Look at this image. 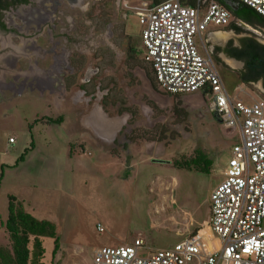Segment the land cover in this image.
Returning <instances> with one entry per match:
<instances>
[{
    "label": "rangeland",
    "instance_id": "obj_1",
    "mask_svg": "<svg viewBox=\"0 0 264 264\" xmlns=\"http://www.w3.org/2000/svg\"><path fill=\"white\" fill-rule=\"evenodd\" d=\"M113 1L111 7L99 6L96 12L103 15L107 11L114 24L115 36L109 42L119 52L117 59L106 43L102 25L92 30V37L81 38L80 43L89 50L96 43L97 55L102 56L100 67L107 68L103 72L106 78L112 77L109 97L116 100L118 108L127 107V116L118 117L124 118L121 128L126 124V130L118 131L120 141L126 137V150L115 139L111 143L103 142L81 126L68 98L70 90L64 100H54V95L63 90L60 84L50 87L54 95L39 86H18L16 91L9 88L0 93V244L6 243L1 223L7 213V195L28 191L41 204L38 205L41 212L47 213L48 220L55 223L59 242L52 257L53 239L42 238V264H93L95 248L118 246L134 237L143 240L140 254L146 255L154 249L171 246L195 229L219 244L208 225V198L211 188L221 178L238 133L207 110L209 94L200 97L198 91L180 93L181 97L190 96L187 101L170 97L153 81L148 64L132 56L122 57L126 40L139 41L142 27L138 16L128 10L125 32L130 39L122 34L120 12L114 8ZM125 1L134 4L138 0ZM77 12L70 10L68 14L79 20ZM66 13L65 9L62 15L53 12L52 41L58 52L61 46L71 49V62L77 58L76 70H69L73 72L70 78L74 82L82 73L84 60L78 58L75 50L72 52V40L65 42L58 34L60 27H67ZM247 25L249 28L240 26V31L225 27L221 30L227 36L214 37L207 45L225 88L243 100L248 99L244 92L251 95L250 89L256 91L261 83L245 79L244 60L233 57V53L243 46L247 37L264 45V25ZM89 27V24L83 27V35L88 34ZM47 41L45 33L44 39L39 40L40 46ZM108 62L110 67L106 66ZM58 116L62 122L50 121ZM87 122L91 127L96 126L92 116L87 117ZM165 128L168 132L163 133ZM30 143L32 148L26 152L25 161L14 167L15 160ZM144 149L152 156L147 157L149 160H143L147 155ZM117 150L122 152L118 158L114 156ZM128 150L134 152L132 160L131 155H125ZM197 150L212 160L209 173L176 166L177 162L192 158ZM157 156L168 161V165L152 163L151 159ZM128 163L134 166L128 168Z\"/></svg>",
    "mask_w": 264,
    "mask_h": 264
},
{
    "label": "built area",
    "instance_id": "obj_2",
    "mask_svg": "<svg viewBox=\"0 0 264 264\" xmlns=\"http://www.w3.org/2000/svg\"><path fill=\"white\" fill-rule=\"evenodd\" d=\"M264 17V0H237ZM121 6L141 24L142 58L157 86L168 93L201 91L210 95L207 110L238 139L209 193L208 225L217 236L215 248H205L196 231L171 246L146 255L141 238L129 244L95 248L93 264H264V97L245 93L243 100L225 88L212 52L201 42L208 27L226 26L230 11L216 0H138ZM9 142L12 138H8ZM99 229V227H97Z\"/></svg>",
    "mask_w": 264,
    "mask_h": 264
},
{
    "label": "flooded vegetation",
    "instance_id": "obj_3",
    "mask_svg": "<svg viewBox=\"0 0 264 264\" xmlns=\"http://www.w3.org/2000/svg\"><path fill=\"white\" fill-rule=\"evenodd\" d=\"M98 1L91 4L88 0H0V93L3 89L9 88H11L9 90L16 91L18 86H39L49 89L53 94L50 87L60 84L63 90L58 96L53 94L54 100H64L67 91L70 90L68 98L75 107L73 112L78 115V122L94 136L95 129H92L93 127L87 122V117L92 116L95 125L103 130L100 136L106 138L103 133L108 127L112 128L119 116H127L128 113H126L127 107L118 108L115 104L116 100L109 97L113 86L112 77L106 78L103 72L107 68L100 67L102 56L97 55L96 43L92 42L94 46L90 50L83 48V44L80 43L81 38L92 37V30L100 29L102 25L106 43L117 59L119 52L116 46L111 41L109 42V38L115 36L114 24L109 19L107 11H103V15L96 12L99 6L104 9L111 7L112 0ZM112 4L116 11L120 12L122 34L130 39L125 32L126 11L128 10L121 6V0H114ZM64 9L67 11L64 14L67 27L66 29L63 26L60 27L58 34L65 42L71 39L74 48L72 52L75 50L78 58L84 60L82 61V73L74 82L71 81L70 74L76 70L77 58L76 60L73 58L71 62L69 58L71 49L61 46L58 47V52L52 41L54 27L51 22L52 14L59 12L62 15ZM70 10H77V13H80L79 20H75L68 14ZM87 24L90 25L89 32L83 35L82 29ZM44 30H46L48 41L41 47L39 40L44 39ZM71 30H74L72 34H70ZM247 38L259 43L251 37ZM248 39L245 41V47L251 43ZM132 43L131 39L126 40V50L123 52L125 55L122 57L132 56L137 60H143L140 39L135 42L132 40ZM109 63L106 64L107 67H110ZM103 79H107V83H103ZM257 80L264 89V79L258 78L255 81ZM198 93L201 94V91ZM124 129L126 130V124L121 128V130ZM164 132L168 130L165 128ZM119 133L117 132L114 138L115 142L122 144V148L126 150V137L123 136V140L120 141Z\"/></svg>",
    "mask_w": 264,
    "mask_h": 264
},
{
    "label": "trees",
    "instance_id": "obj_4",
    "mask_svg": "<svg viewBox=\"0 0 264 264\" xmlns=\"http://www.w3.org/2000/svg\"><path fill=\"white\" fill-rule=\"evenodd\" d=\"M151 3H157L163 0H148ZM218 3L224 5L231 14L233 20L242 21L250 25H264V17L258 14L251 7L238 1V8L236 10L230 9L224 4L223 0H216ZM237 1V0H230ZM183 3L190 5L194 4V0H182ZM203 4V0H200ZM235 31H240V26L234 21L229 24ZM244 38L243 46L234 51V57L243 59L247 68L246 80L255 81L258 78L264 79V45L251 41L245 47ZM153 81L155 78L151 68ZM250 75V76H249ZM156 83V82H155ZM51 122H62L61 116L56 119H50ZM71 145V144H70ZM30 146L25 148L24 151L17 157L15 163L23 161L24 156ZM73 146H69V154H71ZM212 160L200 150H197L192 158L187 161L177 162L178 168L194 169L198 172L209 173V168ZM3 167V166H2ZM2 176V168L0 170V181ZM7 237V244H0V264H42L40 260L43 257L44 248L42 246V238L49 237L53 239V249L51 251L52 257L59 248L58 237L56 234L55 223L44 218H37L28 212L13 194L7 195V213L6 217L1 223ZM30 244V246H29Z\"/></svg>",
    "mask_w": 264,
    "mask_h": 264
},
{
    "label": "crops",
    "instance_id": "obj_5",
    "mask_svg": "<svg viewBox=\"0 0 264 264\" xmlns=\"http://www.w3.org/2000/svg\"><path fill=\"white\" fill-rule=\"evenodd\" d=\"M236 22L237 24H239V26H241V22L242 21H236V20H233V18L231 17V22ZM230 22V23H231ZM229 23V24H230ZM242 23H245V22H242ZM229 24L228 25H226V26H222L221 28L220 27H208V29L205 31V33H203L202 35H201V42H204V40H206L207 42H205V46L206 45H208V42L209 41H211V40H213L214 39V33H216V32H218V31H222L221 29H223V28H225V27H228L229 26ZM246 24V23H245ZM231 29H233L232 27H231ZM234 30V29H233ZM222 32H224V31H222ZM226 33V32H225ZM234 57V56H233ZM238 59V58H237ZM245 82H246V80H245ZM253 82V81H252ZM157 85V84H156ZM159 88V87H158ZM160 89V88H159ZM161 90V89H160ZM163 91V90H162ZM250 91H251V95L253 96V97H264V89L262 88V86H260V87H258L257 89H256V91L255 90H251L250 89ZM255 93V95H253L252 93ZM168 95H170V97H174V96H176V97H179V99H183V100H185V101H187V98L188 97H190V96H179V94L180 93H168V92H166ZM181 94H185V93H181ZM260 94V95H259ZM202 95H200V97H201ZM204 97V96H203ZM202 102V101H201ZM200 102V103H201ZM195 105H199V102H195ZM10 138V137H9ZM144 152H145V154H147L144 158H143V160H145V159H147V160H149V158H147V157H152L151 155H150V152H148V150H145L144 149ZM120 153H122L120 150H117L116 151V153L114 154V156H116L117 158L119 157V155H120ZM27 154V153H26ZM134 154V152L132 151V150H128V153L126 154L125 153V155L127 156V155H131L130 157H131V160H132V158H134L133 155ZM144 154V155H145ZM133 155V156H132ZM161 155V154H160ZM25 159H26V155H25V157H24V159H23V161L22 162H20V163H23L24 161H25ZM142 159V158H141ZM153 159H161L160 158V156H157V158H153ZM142 160V161H143ZM146 160V161H147ZM161 160H163V159H161ZM151 162L152 163H159V162H155V161H153L152 159H151ZM160 163H165V164H167L168 165V161H164V162H160ZM18 164H16L14 167H16ZM9 166H11L12 167V165H9ZM132 166H134V163H128L127 164V167L128 168H132ZM156 177H160L161 175H159V174H156L155 175ZM221 178H222V175H221ZM221 178H220V180H221ZM219 180V181H220ZM218 181V182H219ZM217 182V183H218ZM216 183V184H217ZM216 184H214L213 185V187L216 185ZM212 187V188H213ZM211 188V189H212ZM14 195V194H13ZM19 201H21L22 202V204H23V206L25 207V209L28 211V212H30L32 215H34L35 217H37V218H39V219H41V218H44V219H48V217H47V213H45V212H41V210H40V207L38 206V205H41L40 203H38L37 201H36V199L35 198H33L32 197V195L30 194V192H24L22 195H18V194H15L14 195ZM166 198V197H165ZM164 198V199H165ZM165 200H163V202H164ZM208 204H209V202H208ZM160 205H162V204H160ZM208 212H209V205H208ZM209 215V214H208ZM6 217V216H5ZM4 217V218H5ZM53 222V221H52ZM1 227V226H0ZM197 231V229H195L193 232H196ZM192 232V233H193ZM200 232V231H199ZM202 234V233H201ZM203 235V234H202ZM135 238H139V237H134L133 239H132V241L135 239ZM3 239L4 240H6V243H7V237H6V233L4 232V236H3ZM131 240H129V241H124L122 244H129V243H131L132 242ZM202 242H203V245H204V247L205 248H215V247H217L218 245L214 242V241H211V240H209V238L208 237H206V235H203V239H202ZM5 243V244H6ZM121 245V244H120ZM54 257V256H53Z\"/></svg>",
    "mask_w": 264,
    "mask_h": 264
},
{
    "label": "water",
    "instance_id": "obj_6",
    "mask_svg": "<svg viewBox=\"0 0 264 264\" xmlns=\"http://www.w3.org/2000/svg\"><path fill=\"white\" fill-rule=\"evenodd\" d=\"M224 4L227 5L230 9L232 10H236L238 8V1H230V0H223ZM242 27H246L249 28V26L245 23H240ZM216 119V118H215ZM217 120V119H216ZM124 118L123 119H116L114 122V126L112 128L108 129L103 133L106 135V138H102L100 135L102 133V128H99L98 125L93 126L92 129L94 130V137L102 140L103 142L106 143H111L113 142L114 138L116 137L117 132L120 130L121 128V124L123 123ZM155 162H164L165 160H161V159H152Z\"/></svg>",
    "mask_w": 264,
    "mask_h": 264
},
{
    "label": "bare ground",
    "instance_id": "obj_7",
    "mask_svg": "<svg viewBox=\"0 0 264 264\" xmlns=\"http://www.w3.org/2000/svg\"><path fill=\"white\" fill-rule=\"evenodd\" d=\"M214 34H215L214 37H216V38H224L225 36H227V34L223 33L222 31H218Z\"/></svg>",
    "mask_w": 264,
    "mask_h": 264
}]
</instances>
